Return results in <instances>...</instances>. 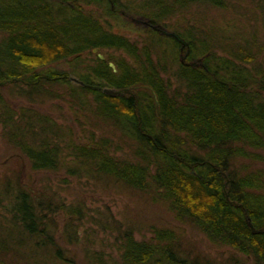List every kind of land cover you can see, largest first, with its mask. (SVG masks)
I'll return each instance as SVG.
<instances>
[{"label":"trees","instance_id":"1","mask_svg":"<svg viewBox=\"0 0 264 264\" xmlns=\"http://www.w3.org/2000/svg\"><path fill=\"white\" fill-rule=\"evenodd\" d=\"M232 1L0 0V92L28 102L68 100L76 112L107 121L133 144V153L116 156L94 131L89 143L77 144L49 117L15 110L0 93L3 135L34 172L67 167L70 177H110L163 199L169 212L214 247L264 264V42L253 30L259 21L264 27V0L246 10ZM212 9L243 12L238 18L247 13L251 23H208L205 13ZM123 18L146 21L141 29L131 25L144 37L118 34L113 28L122 30ZM163 32L188 46L181 50ZM66 61L77 83H69L68 73L40 71ZM0 188V264L9 257L39 264L47 256L70 264L53 220L64 214L67 245H79L73 225L94 223L84 204L69 208L48 188L30 193L9 182ZM248 220L261 232L253 233ZM150 229L149 240L111 230L110 253L91 248L85 230L87 264H216L191 257L173 228ZM225 264L240 263L231 256Z\"/></svg>","mask_w":264,"mask_h":264},{"label":"rangeland","instance_id":"2","mask_svg":"<svg viewBox=\"0 0 264 264\" xmlns=\"http://www.w3.org/2000/svg\"><path fill=\"white\" fill-rule=\"evenodd\" d=\"M253 0H233L232 2L241 7V9L253 7ZM240 9V10H241ZM243 12H234L228 9L227 12H220L214 9L207 11L205 14L209 15L207 18L208 23L217 22L222 26L223 22H236V25L248 26L247 13L240 18L237 14ZM238 18V19H237ZM131 19L120 22L122 30L113 28L118 34H122L129 39H136L139 41L138 34L143 35L141 32H136V28L131 25H136L139 29L141 26H146V21L142 19ZM140 20V21H139ZM148 24V23H147ZM113 25V24H112ZM257 25L260 28L254 27V32L258 33L259 43L264 42V27L259 21ZM144 37V35H143ZM141 37V39L143 38ZM2 37L0 36V39ZM140 43V42H139ZM97 53V52H96ZM99 55H101L99 53ZM70 61L61 64H53L50 67H42L40 71L53 70L56 72H63L71 74L73 66ZM112 65V64H111ZM72 73L69 75V83H77L76 77ZM2 87V85H0ZM8 92V91H7ZM6 90H1V95L10 103L13 109L21 110L30 109L40 112L51 119L60 130L70 132L73 139L77 144L89 143V133L94 131L95 139H107L115 150L116 156L121 157L125 155L129 157L133 153V144L117 130L109 127L107 121L100 118L91 120L93 117L90 111L81 110L76 112L75 106H71L68 100L59 98L57 100L51 97L41 96L42 99L37 98L33 102L26 101V96L10 97ZM9 93V92H8ZM15 96V93H13ZM23 95V94H22ZM44 100V101H43ZM16 112H19L16 111ZM52 130V129H51ZM53 132V130H52ZM54 134V139L60 141L59 134ZM68 161V160H66ZM257 166H261L259 163ZM67 167H59L57 171H41L34 172L26 159V157L8 140L6 134L3 135L0 126V187L5 185V182L17 186L20 185L25 190L33 193L41 189L48 188V191H53L56 195L65 200L66 206H79L80 204L85 207L87 215L94 219V223L84 221L82 227H77L76 223L73 225L76 232H79V237L82 238V245L68 246L64 237L63 231L67 229L66 217L64 214L55 216L53 220L54 230L59 231L61 234L55 235L56 241H60L61 248L67 250L65 258L70 264H87L85 254L82 252L85 240L83 238L84 231L86 239L94 245L91 248L101 250L107 253L113 252L112 248L107 247L115 238V233L111 230L126 231L131 230L136 240H149L151 238V227L156 228H173L177 231L182 238L183 250L191 249L193 253L191 257L202 255L207 260L215 262L216 264H225L227 259L234 256L238 259L240 264H252L250 259L244 258L238 252L231 249L216 248L206 238L203 233L192 228L189 224L179 221L175 214L167 209V204L160 197L143 193L137 189H132L125 186L120 181H114L110 177L102 176H89V177H70ZM50 189V190H49ZM2 190V188H0ZM5 197L0 194V205H5ZM4 202V203H2ZM80 203V204H79ZM83 203V204H82ZM0 206V213H2ZM52 219H49L50 222ZM105 224V227H103ZM72 226V228H73ZM51 227V226H50ZM112 234L114 236H112ZM81 241V239H80ZM103 241V242H102ZM65 242V245H64ZM117 254H114V258ZM16 259V258H15ZM39 264H61L55 262L52 258L46 257ZM118 259V258H117ZM9 260V261H8ZM11 261V262H10ZM13 262V263H12ZM38 264L33 261L17 258L13 261V257H9L5 264Z\"/></svg>","mask_w":264,"mask_h":264},{"label":"water","instance_id":"3","mask_svg":"<svg viewBox=\"0 0 264 264\" xmlns=\"http://www.w3.org/2000/svg\"><path fill=\"white\" fill-rule=\"evenodd\" d=\"M145 25L147 26V23H145ZM154 30H156V28H154ZM164 35L168 36V37H173L177 40L178 43L181 44V50H183L185 47L188 46V44L183 40L181 39L177 34L175 33H166V32H163ZM188 54V52L186 53ZM112 68H113V65H110ZM77 81V80H76ZM102 92L106 95H109V96H118V95H121L122 93L121 92H118V91H115V90H111V89H102ZM248 225L249 227L251 228L252 232L253 233H260L261 231H256L254 230L250 220H248Z\"/></svg>","mask_w":264,"mask_h":264},{"label":"flooded vegetation","instance_id":"4","mask_svg":"<svg viewBox=\"0 0 264 264\" xmlns=\"http://www.w3.org/2000/svg\"><path fill=\"white\" fill-rule=\"evenodd\" d=\"M100 57H102V56H100ZM102 59H104V58L102 57Z\"/></svg>","mask_w":264,"mask_h":264}]
</instances>
